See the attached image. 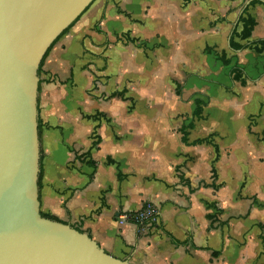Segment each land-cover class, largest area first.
<instances>
[{
    "label": "crops",
    "instance_id": "obj_1",
    "mask_svg": "<svg viewBox=\"0 0 264 264\" xmlns=\"http://www.w3.org/2000/svg\"><path fill=\"white\" fill-rule=\"evenodd\" d=\"M252 1L94 0L38 71L40 211L130 264H264V50L229 46L240 17L264 40Z\"/></svg>",
    "mask_w": 264,
    "mask_h": 264
},
{
    "label": "water",
    "instance_id": "obj_2",
    "mask_svg": "<svg viewBox=\"0 0 264 264\" xmlns=\"http://www.w3.org/2000/svg\"><path fill=\"white\" fill-rule=\"evenodd\" d=\"M94 0H0V264H130L41 216L38 70Z\"/></svg>",
    "mask_w": 264,
    "mask_h": 264
},
{
    "label": "trees",
    "instance_id": "obj_3",
    "mask_svg": "<svg viewBox=\"0 0 264 264\" xmlns=\"http://www.w3.org/2000/svg\"><path fill=\"white\" fill-rule=\"evenodd\" d=\"M256 2H257V0H253L250 4H253V3H256ZM79 18L80 17H78L67 29H65L55 39V41L52 43V45L49 47L48 51L46 52V55L50 51V49L54 45V43L63 34H65L74 25V23ZM240 22H242V24H243L242 25V30L240 31V33H237L236 32V27L234 28V30H233V32H232V34L230 36V40H229V46H230V48L233 51H241V50H244L246 48H252L257 53H261L264 50V40L251 41L250 43H247V44H240V43L235 42V40H234L235 37H238L241 40H247L250 37V33H251V31H252V29L254 27V24H255L254 19L251 18V17H249V16H247L246 18L240 17ZM206 51L209 52L210 49L208 48V49H206ZM45 56H44V58H45ZM218 59H220L222 61V63L224 65H226V66H228L230 64V60L229 59H226V56L224 54H221ZM41 64H42V62H41ZM41 64H40L39 70L41 68ZM229 75H230L232 81H237L242 86H244L246 84V79H245V75H244V72H243V69L242 68L234 65L232 68H230ZM177 86L178 85L176 83V90H175L176 91V95L180 96L181 92H180L179 89H177L178 88ZM112 96H121V95L120 94H117V93H114ZM194 105H195V108H194V110L192 112V117L193 118H196V119H199V118H201L202 110H203V107L205 106V102L203 100L199 99V98H195L194 99ZM97 115H99V114H97ZM193 122L194 121L191 120L187 124H185V123L182 124V126L179 128V133L181 135V142L184 143V144H190V145H196V144H209V145H212L214 147V149H215V157H214V160H213V162H215L218 159L219 155H218V147H217V145H215L213 143V137L216 136L214 133L208 135L205 138H201V139L194 140L191 143L188 142V134H189V130H191L193 128ZM38 131H39V124H38ZM212 174H213V178L216 179V171H215L214 167H212ZM211 186L213 188H218V185H215V184H212ZM41 216L42 217H45V218H48V219H51V220L58 221L56 217H54V216H52L50 214H47V213L41 212Z\"/></svg>",
    "mask_w": 264,
    "mask_h": 264
},
{
    "label": "built area",
    "instance_id": "obj_4",
    "mask_svg": "<svg viewBox=\"0 0 264 264\" xmlns=\"http://www.w3.org/2000/svg\"><path fill=\"white\" fill-rule=\"evenodd\" d=\"M124 218L138 225H153L157 219V211L146 203L139 210L126 214Z\"/></svg>",
    "mask_w": 264,
    "mask_h": 264
}]
</instances>
